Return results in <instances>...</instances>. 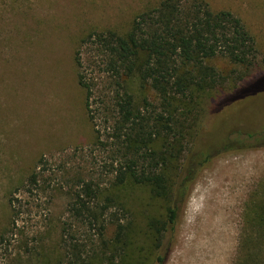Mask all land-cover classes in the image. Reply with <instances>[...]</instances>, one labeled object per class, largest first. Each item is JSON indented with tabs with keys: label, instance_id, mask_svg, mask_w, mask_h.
<instances>
[{
	"label": "rangeland",
	"instance_id": "rangeland-1",
	"mask_svg": "<svg viewBox=\"0 0 264 264\" xmlns=\"http://www.w3.org/2000/svg\"><path fill=\"white\" fill-rule=\"evenodd\" d=\"M159 1L0 0V264H67L65 227L73 226L74 240L86 230L68 207L85 183L99 190L100 201L125 207L132 238L150 257L145 264H155L147 223L164 219L167 199L154 198L148 186L115 184L129 153L113 128L118 94H131L139 109L143 99L159 110L160 103L136 77L119 88L92 34L124 35ZM204 1L240 17L259 54L249 68L222 56L209 60L218 76L212 98L175 104L176 134L167 137L173 157L158 170L173 184L188 161L198 173L162 240L164 264H243L247 254L264 252L256 227L264 215V92L219 108L236 90L264 86V0ZM79 75L91 90L88 109ZM258 77L260 86L244 87Z\"/></svg>",
	"mask_w": 264,
	"mask_h": 264
},
{
	"label": "trees",
	"instance_id": "trees-1",
	"mask_svg": "<svg viewBox=\"0 0 264 264\" xmlns=\"http://www.w3.org/2000/svg\"><path fill=\"white\" fill-rule=\"evenodd\" d=\"M92 36L107 57L106 71L113 75L119 88L123 89L122 83L127 79L136 77L142 87L147 86L157 95L160 103L159 110L143 99L145 107L139 109L134 107L131 94L126 91L118 94L113 134L115 139H122L129 153L123 168L116 173L115 184L148 186L154 198L167 199L164 219L152 218L147 223L151 249L157 252L154 262L164 264L168 248L162 240L167 232L175 229L179 210L198 173L188 161L181 166L182 172L173 184L158 170L173 157L170 151L174 145L167 137L176 134L175 104L198 102L204 94L212 98L218 89L215 85L218 76L207 62L215 57L222 56L245 68L254 66L259 54L256 42L240 17L229 10L213 11L204 0H160L156 6L138 13L126 34L105 31ZM74 60L80 67L78 52ZM262 82L258 77L244 87L255 88ZM78 83L85 90L88 109L91 90L80 75ZM237 91L219 108L264 92V86L242 95ZM193 119L196 125L197 115ZM202 131L199 126L196 131L194 128V147ZM177 134L180 135L179 129ZM248 137L252 136L248 134ZM159 138L164 141L162 150L154 146ZM68 213L76 225H83L86 230L84 237L74 240L73 226L65 227L67 264H145L150 258L144 256V245L132 238L125 207L110 197L100 201L99 190L89 184H83L75 194ZM256 225L259 243L264 247V215L258 217ZM263 254L262 250L257 256L247 254L243 264H264Z\"/></svg>",
	"mask_w": 264,
	"mask_h": 264
},
{
	"label": "bare ground",
	"instance_id": "bare-ground-1",
	"mask_svg": "<svg viewBox=\"0 0 264 264\" xmlns=\"http://www.w3.org/2000/svg\"><path fill=\"white\" fill-rule=\"evenodd\" d=\"M212 210H213V209H212ZM211 218H212V217H211ZM205 220H206V219H205ZM205 220H204V221H205ZM207 220H210V219L207 218ZM207 224H208V223H207ZM206 227H207V226H206ZM202 228L204 229V227H202ZM203 229H202V230H203ZM204 230H205V229H204ZM204 232H206V231H204ZM200 233H201V232H200ZM201 234H202V233H201ZM204 234H205V233H204Z\"/></svg>",
	"mask_w": 264,
	"mask_h": 264
}]
</instances>
